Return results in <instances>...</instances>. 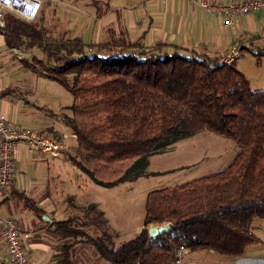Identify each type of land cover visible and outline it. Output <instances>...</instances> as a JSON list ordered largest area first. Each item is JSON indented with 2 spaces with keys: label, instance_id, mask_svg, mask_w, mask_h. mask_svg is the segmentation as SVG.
Returning <instances> with one entry per match:
<instances>
[{
  "label": "trees",
  "instance_id": "obj_1",
  "mask_svg": "<svg viewBox=\"0 0 264 264\" xmlns=\"http://www.w3.org/2000/svg\"><path fill=\"white\" fill-rule=\"evenodd\" d=\"M0 31L9 48L40 49L44 57H32L36 68L72 94L67 123L78 153L70 160L100 186L146 176L145 157L181 137L210 131L239 148L224 169L147 194L143 225L173 227L155 239L145 228L116 247L102 211L89 206L102 229L91 239L101 257L110 264H173L176 248L184 246L235 258L258 240L253 223L264 218V91L254 90L234 61L172 44L147 46L124 33L111 32L97 45L49 39L36 23L12 14ZM65 222L64 231L77 232ZM67 253L63 264H72Z\"/></svg>",
  "mask_w": 264,
  "mask_h": 264
},
{
  "label": "crops",
  "instance_id": "obj_2",
  "mask_svg": "<svg viewBox=\"0 0 264 264\" xmlns=\"http://www.w3.org/2000/svg\"><path fill=\"white\" fill-rule=\"evenodd\" d=\"M42 1L39 17L29 23H36L49 39L78 37L85 44L97 45L114 32L126 34L131 41L141 39L147 46L172 44L209 57L227 56L236 50V67L254 90L264 91V79L258 71L264 68L263 11L237 18L233 25H228L224 17L208 14L188 0ZM39 54L42 52L36 47L28 51L9 48L0 31V114L14 128L57 136L68 149L53 156L31 152L24 144L16 147L13 157L17 174L1 205L2 215L20 225L29 262L59 264L50 229L67 219L60 215L67 213L63 202L70 190L68 152L73 144L77 149L76 135L67 123L73 115V96L30 61L31 56ZM64 153L67 156L59 160ZM88 181L96 184L90 178ZM24 198L33 203H25ZM143 228L138 227V233ZM69 250L65 252L70 258ZM202 253L187 249L185 258L190 259L186 263L199 264ZM206 253V258L211 259L215 256L239 261L244 257L229 258L209 250ZM0 264H10L7 248L1 241Z\"/></svg>",
  "mask_w": 264,
  "mask_h": 264
},
{
  "label": "rangeland",
  "instance_id": "obj_3",
  "mask_svg": "<svg viewBox=\"0 0 264 264\" xmlns=\"http://www.w3.org/2000/svg\"><path fill=\"white\" fill-rule=\"evenodd\" d=\"M35 56L44 57L42 54ZM32 57L29 58L31 62ZM258 69L264 79V68ZM238 151L239 148L234 141L210 131L181 137L170 142L163 150L145 157L147 164L144 170L148 173L146 176L108 188L89 182V176L70 160L78 153L73 144L71 151L68 152L69 197L63 202V208L67 213L60 216L67 218L64 220L66 225L63 226L77 232L67 233L61 225L54 230L50 229L52 247L58 251L55 255L56 260L63 264L67 246L70 249L72 264H110L101 257L91 242V239L101 236L102 229L93 221L94 212L92 214L86 212L89 206L95 204L96 209L102 211L107 220L111 241L117 247L132 239L138 233V227L144 226V203L148 192L173 187L220 171L232 161ZM66 156V153L62 154L59 160ZM60 223L57 222L58 225ZM253 230L258 240L246 248L243 259L221 260L215 256L211 259L205 256L208 250H197L203 252L198 260L199 264H264V218L254 220ZM185 254L180 258V264H189L186 262L190 257L185 258Z\"/></svg>",
  "mask_w": 264,
  "mask_h": 264
},
{
  "label": "built area",
  "instance_id": "obj_4",
  "mask_svg": "<svg viewBox=\"0 0 264 264\" xmlns=\"http://www.w3.org/2000/svg\"><path fill=\"white\" fill-rule=\"evenodd\" d=\"M199 6L206 13L224 17L225 23L233 25L237 18L244 17L258 11L264 12V0H188ZM165 3V0H162ZM42 0H0V27L5 26L6 14L24 20L35 21L42 8ZM235 50L224 57V61L231 63L238 56ZM24 144L29 151L58 156L67 150L65 143L53 134L43 133L27 128H14L8 124L7 118L0 114V241L7 248L10 264H31L24 242L23 232L17 220L2 215V200L13 185L17 168L14 160V150ZM187 248L179 246L175 250L176 264H180L181 257ZM139 264V263H136Z\"/></svg>",
  "mask_w": 264,
  "mask_h": 264
},
{
  "label": "water",
  "instance_id": "obj_5",
  "mask_svg": "<svg viewBox=\"0 0 264 264\" xmlns=\"http://www.w3.org/2000/svg\"><path fill=\"white\" fill-rule=\"evenodd\" d=\"M145 228L148 230V235L152 239H155L159 235L168 233L173 229L171 224H165L160 226L149 225L147 227H144L143 229Z\"/></svg>",
  "mask_w": 264,
  "mask_h": 264
}]
</instances>
